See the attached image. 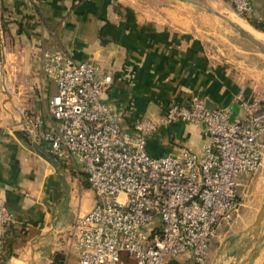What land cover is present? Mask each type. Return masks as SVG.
Here are the masks:
<instances>
[{"label":"crops","instance_id":"obj_1","mask_svg":"<svg viewBox=\"0 0 264 264\" xmlns=\"http://www.w3.org/2000/svg\"><path fill=\"white\" fill-rule=\"evenodd\" d=\"M187 3L236 24L231 13ZM252 3L253 14L242 20L264 36V0ZM208 43L122 0H0V197L14 216L0 225V264H77L73 224L95 203L81 165L56 158L49 144L22 129L25 114L41 117L44 130L55 127L49 102L57 86L43 71L46 52L100 64L113 78L103 98L124 112L127 123L158 120L169 104L195 93L210 107L230 106L236 115L243 113L238 95L264 104L263 55L246 43L227 53ZM227 57L248 60L240 68ZM182 140L193 151L202 140L200 153L203 127L177 121L150 139L148 148L160 156L185 146ZM171 264L191 262L181 256ZM254 264H264V247Z\"/></svg>","mask_w":264,"mask_h":264},{"label":"built area","instance_id":"obj_2","mask_svg":"<svg viewBox=\"0 0 264 264\" xmlns=\"http://www.w3.org/2000/svg\"><path fill=\"white\" fill-rule=\"evenodd\" d=\"M229 1L242 16L254 12L252 0ZM43 71L57 86L49 102L55 127L44 130L41 117L25 114L22 129L56 158L79 163L95 195L73 224L77 264H171L181 256L207 264L218 230L239 215L241 176L264 163L263 102L238 95L243 113L236 115L195 93L169 104L158 120L127 123L104 100L113 78L96 61L46 52ZM177 121L203 127L202 151L151 154L149 140ZM13 220L0 197V225Z\"/></svg>","mask_w":264,"mask_h":264},{"label":"rangeland","instance_id":"obj_3","mask_svg":"<svg viewBox=\"0 0 264 264\" xmlns=\"http://www.w3.org/2000/svg\"><path fill=\"white\" fill-rule=\"evenodd\" d=\"M122 1L133 5L136 9L148 15L175 22L181 29L192 30V32L209 42L208 44L217 51L227 53L234 49L239 52V50H243L244 43L251 45L253 50L263 55V57H260L262 60L261 65L264 63V53L255 44L245 39L225 19L210 14L203 8L183 0ZM196 1L223 14L233 13L245 20L247 19V17L238 14L234 10L229 0H225L227 2L221 6L217 4V0ZM262 43L264 44V42ZM221 58L219 57V59ZM227 58L234 65H240V68L244 65L243 60H248L247 57ZM202 143L201 140L198 147L194 148L196 153H199V146ZM182 144L186 147L190 146L188 141L185 140H182ZM238 193L241 201L239 215L234 218L231 224L223 225L218 230L210 246L207 264H249V259L255 251L256 242L264 233V163L256 172L241 176ZM240 237L243 240L232 247L234 240ZM243 241H245V244L241 248ZM241 260L242 262H240Z\"/></svg>","mask_w":264,"mask_h":264},{"label":"water","instance_id":"obj_4","mask_svg":"<svg viewBox=\"0 0 264 264\" xmlns=\"http://www.w3.org/2000/svg\"><path fill=\"white\" fill-rule=\"evenodd\" d=\"M186 2H193V0H183ZM233 27L238 30V32L247 40L255 44L263 53H264V44L258 40L254 35H252L250 32L240 28L238 25L233 24ZM1 51V49H0ZM2 52V51H1ZM264 245V233L263 235L257 240L255 245V251L253 255L249 259V264H254L256 259L259 257L261 249Z\"/></svg>","mask_w":264,"mask_h":264},{"label":"bare ground","instance_id":"obj_5","mask_svg":"<svg viewBox=\"0 0 264 264\" xmlns=\"http://www.w3.org/2000/svg\"><path fill=\"white\" fill-rule=\"evenodd\" d=\"M229 18L236 23L240 28L250 32L252 35H254L258 40H263L264 36L257 31H255L246 21L240 19V17L234 15V14H229Z\"/></svg>","mask_w":264,"mask_h":264},{"label":"trees","instance_id":"obj_6","mask_svg":"<svg viewBox=\"0 0 264 264\" xmlns=\"http://www.w3.org/2000/svg\"><path fill=\"white\" fill-rule=\"evenodd\" d=\"M247 19H248V17H247ZM249 20V19H248Z\"/></svg>","mask_w":264,"mask_h":264}]
</instances>
